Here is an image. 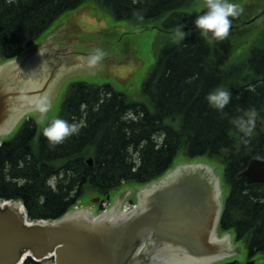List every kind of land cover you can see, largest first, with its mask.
I'll use <instances>...</instances> for the list:
<instances>
[{
    "label": "trees",
    "instance_id": "16d2710c",
    "mask_svg": "<svg viewBox=\"0 0 264 264\" xmlns=\"http://www.w3.org/2000/svg\"><path fill=\"white\" fill-rule=\"evenodd\" d=\"M200 2L0 0V61L22 57L64 14L91 3L143 29L158 22L165 32H186L160 51L143 86L147 101L133 100L109 84L79 81L68 89L56 117L82 124L78 134L51 147L43 128L31 118L3 139L0 201H21L30 221H52L72 212L90 194L102 203L113 190L159 181L179 157L216 159L224 164L230 187L221 229L245 244L248 259L255 264L263 260L264 184H249L243 173L251 160L264 159V45L251 47L240 62L219 68L211 35L205 38L196 27L186 31L182 26L197 14L191 16ZM260 12L243 11V26L248 21L251 26ZM239 31L224 41L237 40ZM217 87L232 94L222 111L206 100ZM24 264L42 262L27 258Z\"/></svg>",
    "mask_w": 264,
    "mask_h": 264
},
{
    "label": "water",
    "instance_id": "95a60500",
    "mask_svg": "<svg viewBox=\"0 0 264 264\" xmlns=\"http://www.w3.org/2000/svg\"><path fill=\"white\" fill-rule=\"evenodd\" d=\"M195 20L185 29L194 28ZM34 51L0 68V136L20 115L32 114L39 86L58 79L68 66L67 49ZM243 175L249 184H264V159L251 160ZM217 180L220 184L221 167L180 165L147 187L129 214L117 210L120 198L113 212L95 216L100 211L85 209L48 223L30 222L21 202L0 201V264L51 256L55 264H167L180 252L201 261L218 252L214 238L209 242L207 218L218 209ZM232 248L231 253L235 239Z\"/></svg>",
    "mask_w": 264,
    "mask_h": 264
},
{
    "label": "rangeland",
    "instance_id": "374dc122",
    "mask_svg": "<svg viewBox=\"0 0 264 264\" xmlns=\"http://www.w3.org/2000/svg\"><path fill=\"white\" fill-rule=\"evenodd\" d=\"M235 2L243 7L245 12L257 13L264 10V0H235ZM204 3L205 0L196 5L191 16L201 13L205 9ZM249 24L237 28L240 30L236 34L238 39H234L231 43L223 39L215 40L217 44H213V49L220 59L221 64L217 65L219 68L228 63L240 62L248 56L251 47L264 45V15L247 27ZM53 28L37 47L67 49L68 66L58 79L39 86L37 108L31 115L23 117V120L34 119L40 128H44L58 116L68 89L79 81L94 85L109 84L116 90L128 94L133 100L147 101L143 86L154 69L160 51L166 44L180 40L186 33L185 31L165 32L162 30L163 25L158 22L152 23L150 28L143 29L129 20L114 18L108 10L94 3L64 14ZM232 43L233 45L230 46ZM96 49L102 50L104 56L95 68L90 69L86 58ZM42 103L50 105L43 119L39 111ZM12 135L13 133H7L2 138L9 139ZM177 160L180 164L196 161L208 162L212 167H221L220 200L226 202L230 195V187L224 180L223 163L208 158L186 160L184 157H179ZM53 182L54 180H51V183ZM129 190L131 191L123 198L117 210L122 211L127 201L135 199L136 190ZM124 191L125 189H116L111 192L109 211L117 208ZM96 197L98 196L90 194L82 198L79 202L80 207L77 206L78 209L83 207V209L100 211L104 205L96 201ZM75 211L76 207L73 212ZM232 239H235V252L209 264H228L234 261L250 264L245 244L238 241L235 235ZM42 264H55V260L49 257L43 260ZM258 264H264V259Z\"/></svg>",
    "mask_w": 264,
    "mask_h": 264
},
{
    "label": "clouds",
    "instance_id": "9594fccd",
    "mask_svg": "<svg viewBox=\"0 0 264 264\" xmlns=\"http://www.w3.org/2000/svg\"><path fill=\"white\" fill-rule=\"evenodd\" d=\"M204 7L206 11L198 15L195 20L196 30L200 31L202 37L207 38L211 35L216 39L225 38L230 30L232 20L239 16L243 11L235 0H205ZM104 56V52L100 49L94 50L86 58L87 66L95 68ZM231 92L225 90L223 87H217L211 91L206 100L210 107L222 111L231 100ZM50 109V105L42 103L39 107L41 118L43 119ZM82 124L69 123L65 119L56 118L53 119L42 130L43 136L49 142L51 147H55L64 142V140L74 134H78ZM247 131H250L248 129Z\"/></svg>",
    "mask_w": 264,
    "mask_h": 264
},
{
    "label": "flooded vegetation",
    "instance_id": "af4514ba",
    "mask_svg": "<svg viewBox=\"0 0 264 264\" xmlns=\"http://www.w3.org/2000/svg\"><path fill=\"white\" fill-rule=\"evenodd\" d=\"M230 19L232 20V24H231V27H230V30H229V33L228 34H231L233 33V31H236L237 28L241 25V20H240V17L237 16V17H230ZM225 38H223L224 40ZM217 40H222V39H217ZM30 106V103L28 105V108ZM21 119L20 117H18L16 119V121L14 122V124L11 125V127L9 129H7L5 132H10L16 125L18 126L20 123H21ZM217 212V210L215 211V213ZM210 217H207L208 220H210L209 222H211V228L212 226L214 227V230L216 229L217 227V231H216V237L218 238L220 236V225H216V218H217V214H215ZM203 221V220H202ZM205 221V220H204ZM215 225V226H214ZM210 228V229H211ZM233 251V248H232V244L230 242H228V240H226L223 245H222V249L221 251L219 252L220 256L217 257V255L214 256V259H219L221 258L222 256L224 255H228L229 253H231ZM175 255H171L169 261H171L170 263L171 264H192L193 262V259L190 257V256H187L184 252L183 253H174ZM212 259V260H214ZM210 260V261H212ZM209 262V261H208Z\"/></svg>",
    "mask_w": 264,
    "mask_h": 264
},
{
    "label": "bare ground",
    "instance_id": "6f19581e",
    "mask_svg": "<svg viewBox=\"0 0 264 264\" xmlns=\"http://www.w3.org/2000/svg\"><path fill=\"white\" fill-rule=\"evenodd\" d=\"M249 165V164H248Z\"/></svg>",
    "mask_w": 264,
    "mask_h": 264
}]
</instances>
